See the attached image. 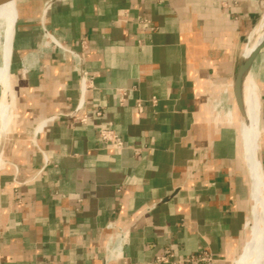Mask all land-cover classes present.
<instances>
[{
  "label": "crops",
  "instance_id": "1",
  "mask_svg": "<svg viewBox=\"0 0 264 264\" xmlns=\"http://www.w3.org/2000/svg\"><path fill=\"white\" fill-rule=\"evenodd\" d=\"M8 8L0 264H156L166 252L202 250L212 264L238 261L256 224L257 186L232 82L264 0H29L17 20L15 3ZM45 30L83 54L94 83L83 111L74 112L73 61L43 49ZM248 79L264 177V48ZM222 91L230 121L216 105ZM107 128L121 149L100 140Z\"/></svg>",
  "mask_w": 264,
  "mask_h": 264
},
{
  "label": "bare ground",
  "instance_id": "2",
  "mask_svg": "<svg viewBox=\"0 0 264 264\" xmlns=\"http://www.w3.org/2000/svg\"><path fill=\"white\" fill-rule=\"evenodd\" d=\"M11 2V6L13 7V2ZM0 13H3L7 16L6 19V30L8 31V42H7V49H10V41H11V27H12V11L9 14L8 2L5 4L0 5ZM264 36V9L260 15V21L257 26H255L254 30L252 31L251 35L249 36L247 43L244 45V50L242 52V56H246L250 53V51L255 47V45L262 39ZM7 63H8V56L5 57V61L3 64L2 69V77L0 80L1 88L3 89V98L0 101V121L2 120V126L0 130V164L2 163V156L5 152V143H6V135H8V124H7V116H6V109H7V102L6 99L9 100L10 97V90H9V83L7 78ZM248 73L243 81V88H242V101L244 111L247 117V125L242 119L241 122V132H242V144L245 146L246 158L248 161L249 166L253 169L254 173V180L256 183V224L254 227V231L252 237L245 242V248L242 256L237 261L238 256L234 260L233 264H264V177L261 168V164L258 158V143L256 139V114L258 109L256 107L255 96L253 91L248 83ZM220 84V83H219ZM229 88V87H228ZM218 89V88H217ZM230 91V90H229ZM233 101V100H232ZM233 103V102H232ZM216 105L218 106L219 110L222 112L223 116L230 121V103L228 98V93L222 91L218 100H216ZM233 120V119H231ZM234 122V121H233ZM226 123V122H225ZM247 174V173H246ZM251 210L250 214L248 215V221H251L252 218V205L254 201L253 197V182L251 187ZM245 224V226H246ZM245 233V229H244ZM244 235V234H243ZM244 237V236H243ZM121 240H117L116 244L108 245L107 252L109 257H113V253L115 250L120 249L119 245Z\"/></svg>",
  "mask_w": 264,
  "mask_h": 264
},
{
  "label": "built area",
  "instance_id": "3",
  "mask_svg": "<svg viewBox=\"0 0 264 264\" xmlns=\"http://www.w3.org/2000/svg\"><path fill=\"white\" fill-rule=\"evenodd\" d=\"M43 49L52 50L59 49L66 53L73 61V69L78 73L80 80V102L76 107L74 112L83 111L84 110V97L87 91L91 90L94 87L93 78L90 75L89 71L86 69L83 60L82 52H72L68 49L62 42H60L53 34H51L48 30H45L43 35V40L41 43ZM82 47L84 48V41L82 43ZM76 119L84 123L86 121L85 114H82ZM99 138L101 141L107 143L112 148L119 150L123 147L122 140L114 133L111 129H101L99 131ZM212 257L206 251L202 250L200 253L196 255H191L187 258H175L173 254L170 252H166L155 257L154 263H163V264H212Z\"/></svg>",
  "mask_w": 264,
  "mask_h": 264
},
{
  "label": "water",
  "instance_id": "4",
  "mask_svg": "<svg viewBox=\"0 0 264 264\" xmlns=\"http://www.w3.org/2000/svg\"><path fill=\"white\" fill-rule=\"evenodd\" d=\"M13 1L15 3V13H16V20L19 17L20 14V6L23 2L29 1V0H0V5L5 4L7 2ZM40 2V6L42 8H48L53 3L62 1V0H36ZM264 48V36L262 39L255 45V47L250 51V53L246 56H243L241 60L239 61L234 77L232 82V94L235 102L236 109L239 113V115L242 117L243 121L247 125V117L244 111L243 107V101H242V88H243V81L251 69V66L261 50ZM164 200H167L165 198Z\"/></svg>",
  "mask_w": 264,
  "mask_h": 264
},
{
  "label": "rangeland",
  "instance_id": "5",
  "mask_svg": "<svg viewBox=\"0 0 264 264\" xmlns=\"http://www.w3.org/2000/svg\"><path fill=\"white\" fill-rule=\"evenodd\" d=\"M259 21H260V18H259V20H258V24H259ZM258 61V60H257ZM258 65H259V63L255 66V70H257V67H258ZM2 69H3V67L2 66H0V76H1V73H2ZM254 70V71H255ZM253 73V72H252ZM1 78V77H0ZM3 98V92H2V88H1V86H0V101H1V99ZM9 99H10V97H9ZM9 101L10 100H7L6 99V102H7V109H6V116H7V119H8V113H9ZM6 119V120H7ZM1 126H2V120L0 121V130H1Z\"/></svg>",
  "mask_w": 264,
  "mask_h": 264
}]
</instances>
